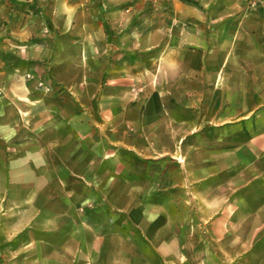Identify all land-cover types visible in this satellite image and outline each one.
I'll return each mask as SVG.
<instances>
[{"label":"crops","instance_id":"1","mask_svg":"<svg viewBox=\"0 0 264 264\" xmlns=\"http://www.w3.org/2000/svg\"><path fill=\"white\" fill-rule=\"evenodd\" d=\"M0 230L2 264H264V3L0 0Z\"/></svg>","mask_w":264,"mask_h":264},{"label":"rangeland","instance_id":"2","mask_svg":"<svg viewBox=\"0 0 264 264\" xmlns=\"http://www.w3.org/2000/svg\"><path fill=\"white\" fill-rule=\"evenodd\" d=\"M33 64H34V62L32 63V65ZM35 65L37 66V68L40 69V73H41L43 79L44 78H48V76H49V69L47 68L46 64H43V62H42V63H35ZM112 153H113V150H101V151H97L96 152L97 156H99L101 158H103L104 156L110 157V154H112ZM121 157H123V158H130V157H132V153H131L130 150H122L121 151ZM160 157H162V156H160ZM165 158H168L169 159L168 160L169 162H167L168 163V166H166V168H164V169H167V168H170L171 167L172 169L176 170L177 169L176 158H174V157H171L170 158V156H166ZM154 159L156 160V157ZM104 167L107 168L106 165ZM160 169H162V168H160ZM160 169H158V170H160ZM174 189H175V192L172 191V193L174 194V197L169 198V201H171V205L176 208L178 206V204H177L178 203V198H177V192H176V189L177 188L175 187ZM155 200L157 202H162L164 200V198H163L162 194L160 193V194H158V197L155 198ZM166 200H168V199H166ZM183 210L184 209H171V216H172V219H173V221L175 223L178 222V219L181 216V213L183 212ZM179 211H181V212L179 213ZM123 231L125 233L126 232L127 233H132L134 235V237L139 242L143 243V245H145L148 248V250L150 251V248H149L150 246H147L145 244V242L143 241V238L141 237L139 231H135L134 229L133 230H129V228L127 227L126 224L124 225ZM3 233L4 232L2 230H0V258H1V255H2L3 243H5V236H4ZM154 259H155V261H157L155 255H154ZM0 264H2L1 260H0Z\"/></svg>","mask_w":264,"mask_h":264},{"label":"built area","instance_id":"3","mask_svg":"<svg viewBox=\"0 0 264 264\" xmlns=\"http://www.w3.org/2000/svg\"><path fill=\"white\" fill-rule=\"evenodd\" d=\"M260 1V3H264V0H259Z\"/></svg>","mask_w":264,"mask_h":264}]
</instances>
